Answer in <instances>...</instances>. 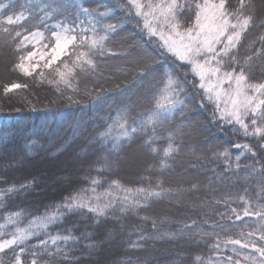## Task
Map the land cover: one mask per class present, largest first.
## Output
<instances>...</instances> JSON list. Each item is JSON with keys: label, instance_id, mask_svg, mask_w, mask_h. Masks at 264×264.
Segmentation results:
<instances>
[{"label": "snow or ice", "instance_id": "obj_1", "mask_svg": "<svg viewBox=\"0 0 264 264\" xmlns=\"http://www.w3.org/2000/svg\"><path fill=\"white\" fill-rule=\"evenodd\" d=\"M121 5L127 8L128 16H132V9L135 10V17L142 18L148 36L156 37L159 47L186 71L182 79L179 73L164 67L158 85L149 97L141 101L151 105L147 110L134 115L139 104L131 100L116 110L112 122L94 138V143L100 144V151L105 153L99 158L95 171L98 174L112 171L118 165L125 145L137 136L145 137L141 147L159 158L161 175L170 168L169 161H174L182 151L187 127L183 121L191 120L187 115L191 97L184 87L189 75L200 90V106H213L212 116L218 125L230 127L233 134L251 137L264 148V82H253L252 75L256 61H264V33L246 45L243 43L252 28H264V21L259 25L254 22L251 0H238L235 8L229 5L228 0H126V4L121 0ZM69 8L73 11L71 17L67 14ZM57 16L64 18L57 20ZM111 19L108 11L90 9L78 0L68 5L62 0H29L26 9L18 13L14 0L0 2V36L12 44L17 56L13 70L29 77L36 73L41 82L47 80L61 94L65 90L78 92L81 76H91L97 81L103 77L106 59L117 55L108 44L121 25L106 22ZM30 20L38 21L33 25L35 31L25 27ZM241 47H246L250 53L243 58V63L239 55ZM21 87L26 85L14 83L4 91L7 93ZM67 99L72 101L74 97L69 95ZM177 117L182 123L174 128L168 127ZM161 139L166 146L158 145ZM10 140V134L0 135V148H6ZM25 147L31 151L32 144ZM233 147L240 150L235 156L234 170L237 172L241 168L242 156H257L251 144H235ZM212 158L223 159L226 170H232V154L228 148L214 151ZM149 167L151 169L152 166ZM245 171V179L258 174L259 190L264 193V164L260 168L245 165ZM85 179L87 187L71 193L60 203L48 206L41 215L32 216L24 227L20 226L26 215L23 209L0 215V264H23L25 254L31 256L30 264H39V257L43 254H61L68 259L67 246L77 238L70 230L67 234L49 231L62 223L66 214L88 213L96 222L109 216L123 218L138 214L155 201L174 198L178 202L183 191L197 190L198 187L192 184L190 189H172L165 187L162 179L153 181L146 176L141 177L136 187L113 179L100 192L98 189L105 182L99 176ZM32 183L0 188V210L6 206L9 197L29 190ZM239 199L243 205L242 215L236 208L230 209L235 221H241L243 217H254L255 220L251 226H238L233 221L231 226L240 228L234 237L229 235L221 239V233L230 231L225 224L212 223L209 225L212 231L205 232L195 220L190 224L181 223L176 232L159 233L158 222L152 219L154 234L140 235L130 246L140 247L141 241L150 239L215 237L212 246L217 254L215 264H264V203L258 199L253 204L243 196ZM232 215L227 216L229 221H232ZM141 219L147 221L150 218L144 216ZM245 228L248 230L244 231ZM34 239L37 241L35 244L29 243ZM6 250L12 254L9 260L4 258ZM221 251H230L231 255L221 257ZM195 259L204 264L201 257Z\"/></svg>", "mask_w": 264, "mask_h": 264}, {"label": "trees", "instance_id": "obj_2", "mask_svg": "<svg viewBox=\"0 0 264 264\" xmlns=\"http://www.w3.org/2000/svg\"><path fill=\"white\" fill-rule=\"evenodd\" d=\"M0 2L6 3L7 0ZM62 2L68 5L73 0ZM78 2L90 9L108 11L112 19L106 22L121 25L108 44L117 55L106 59L103 77L97 81L91 76H81L78 92L65 90L64 94L58 93L47 80L41 82L36 73L29 77L13 70L17 62L16 53L12 44L0 36V135L8 133L11 137L9 145L0 148V177L3 178L0 188L34 182L29 190L9 197L0 215L23 209L26 215L20 226L24 227L32 216L41 215L48 206L60 203L71 193L87 187L85 178L89 176H99L105 182L98 189L100 192L113 179L136 187L141 177L146 176L153 181L162 179L165 187L172 189H190L192 184H196L197 190L183 191L178 202L174 198L155 201L138 214L123 218L109 216L96 222L88 213L66 214L63 222L49 231L52 234H67L70 230L77 238L67 246L69 258L64 259L61 254H43L39 257V264H200L195 259L198 256L204 264H213L215 237L150 239L141 241L140 247L130 245L140 235L154 234L152 219L158 222L159 233L176 232L181 223L190 224L195 220L205 232L212 231L209 227L212 223L225 224L230 231L221 233V239L229 235L234 237L240 228L231 226L235 216L230 209L236 208L242 215L243 205L239 197L243 196L253 204L258 199L264 203L258 174L245 179V165L260 168L264 164V148L258 146L257 140L245 138L240 133L233 134L230 127L218 125L212 116L213 106H200V90L194 86L193 78L189 75L184 87L191 97L190 111L187 113L191 120L183 121L187 127L182 151L174 161H169L170 168L161 175L158 171L159 158L144 150L141 146L145 137L137 136L125 145L118 165L112 171L98 174L95 168L105 153L100 151V144L94 143V138L112 122L116 110L129 100L139 104L134 115L147 110L151 105L141 101L149 97L158 85L163 68L179 73L182 79L186 69L179 67V62L159 47L156 37L148 36L142 18L135 17L134 9L132 16L127 15V8L121 5V0ZM28 3L29 0H14L16 11L25 10ZM228 3L233 8L238 6V0H228ZM251 3L254 5V22L259 25L264 21V0H251ZM67 14L69 17L73 15L71 8ZM63 18L56 17L57 20ZM37 23L30 20L25 27L34 31L33 25ZM40 30L43 31V28ZM262 33L264 28H252L243 43L246 45ZM249 54L246 47L239 49L241 63ZM252 75L253 82H264V61H256ZM14 83L26 87L5 93L4 89ZM69 95L74 97L72 101L67 99ZM181 123L177 117L168 127L174 128ZM245 143L253 146L257 156H242L241 168L237 172L234 170L235 156L240 150L233 145ZM28 144H32L31 151L25 147ZM158 145L166 146L163 139L158 141ZM225 148L232 154V170H226L223 159L212 158L214 151ZM257 160L259 163H256ZM135 161L138 163L134 164ZM149 166H152L151 169ZM228 215H232V221L227 219ZM144 216L150 219L142 220ZM248 218L243 217L235 224L253 225L247 221ZM40 238L43 239V235ZM36 242L34 239L29 243ZM11 255L6 250L5 260H9ZM22 260L23 264H30L31 256L25 254Z\"/></svg>", "mask_w": 264, "mask_h": 264}, {"label": "rangeland", "instance_id": "obj_3", "mask_svg": "<svg viewBox=\"0 0 264 264\" xmlns=\"http://www.w3.org/2000/svg\"><path fill=\"white\" fill-rule=\"evenodd\" d=\"M17 13H18V12H17ZM25 15H27V14L25 13ZM54 22H55V21H51L50 23H54ZM34 31H35V30H34ZM41 31H42V30H41ZM36 51H37V52L40 51L39 47H37ZM137 163H138V161H135L134 164H137ZM254 220H255L254 217H249V218L247 219V221L251 222L252 224H253ZM220 255H221V257H223V256H225V255H231V252H230V251H229V252L221 251ZM214 257H215V261H216L217 254H215ZM215 261H214L213 264H215Z\"/></svg>", "mask_w": 264, "mask_h": 264}]
</instances>
